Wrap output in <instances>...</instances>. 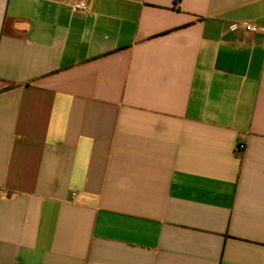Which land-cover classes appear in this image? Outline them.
<instances>
[{
	"label": "crops",
	"instance_id": "0c3cea01",
	"mask_svg": "<svg viewBox=\"0 0 264 264\" xmlns=\"http://www.w3.org/2000/svg\"><path fill=\"white\" fill-rule=\"evenodd\" d=\"M244 22L264 0H0V264H264Z\"/></svg>",
	"mask_w": 264,
	"mask_h": 264
},
{
	"label": "built area",
	"instance_id": "2783aa9c",
	"mask_svg": "<svg viewBox=\"0 0 264 264\" xmlns=\"http://www.w3.org/2000/svg\"><path fill=\"white\" fill-rule=\"evenodd\" d=\"M72 9L73 11L76 12H88L89 11V5L86 2H77L72 4ZM243 28L247 33L250 34H255V33H259V32H264V29H261L260 27H258L255 24H252L250 22H244L241 25L239 24H235L232 26V29H236V28ZM243 148V146H240Z\"/></svg>",
	"mask_w": 264,
	"mask_h": 264
}]
</instances>
